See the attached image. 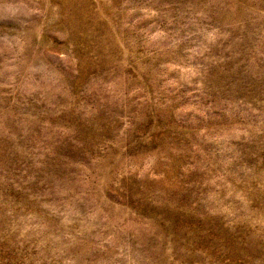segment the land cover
Segmentation results:
<instances>
[{
    "label": "rangeland",
    "instance_id": "374dc122",
    "mask_svg": "<svg viewBox=\"0 0 264 264\" xmlns=\"http://www.w3.org/2000/svg\"><path fill=\"white\" fill-rule=\"evenodd\" d=\"M0 264H264V0H0Z\"/></svg>",
    "mask_w": 264,
    "mask_h": 264
}]
</instances>
